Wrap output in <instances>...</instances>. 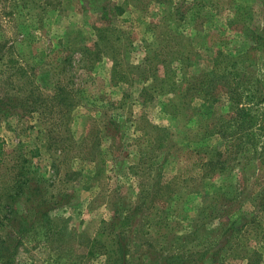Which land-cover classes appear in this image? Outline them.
Returning a JSON list of instances; mask_svg holds the SVG:
<instances>
[{"label": "rangeland", "instance_id": "374dc122", "mask_svg": "<svg viewBox=\"0 0 264 264\" xmlns=\"http://www.w3.org/2000/svg\"><path fill=\"white\" fill-rule=\"evenodd\" d=\"M190 3L0 0V264H264V0ZM214 65L254 94L225 144L187 105Z\"/></svg>", "mask_w": 264, "mask_h": 264}, {"label": "trees", "instance_id": "16d2710c", "mask_svg": "<svg viewBox=\"0 0 264 264\" xmlns=\"http://www.w3.org/2000/svg\"><path fill=\"white\" fill-rule=\"evenodd\" d=\"M235 7H239L237 9L238 13H237V20H240L239 17L242 19L243 21V29L244 30H249L250 22H253V17H252V13L248 12V5H245L243 3H239L238 1L234 2ZM202 7H203V0H191L190 3V7L189 10H191L192 14H200L202 11ZM124 12V7L122 5H119L117 3H113V2H107L105 4H103L102 10H101V17L102 19L105 20H111L113 17H116L118 15H121ZM176 14V13H175ZM184 16V18H187V10L184 12V14H182ZM182 16V17H183ZM187 20V19H186ZM150 59V57H148ZM188 60V59H187ZM217 66L214 65V67H212L211 69H208V71H206L205 73H203V76L206 77L204 79L195 81V82H190L187 79V105L188 104H192L193 101H196L197 99L200 100V103L198 105V107L196 109H198L201 112V116L200 118H202L201 120H199L200 124L198 125L199 130L202 131L203 135H204V131L206 130L207 136L204 135V137H212V135H216L217 133H219V135H221V138L225 139L224 144L227 142L226 138V134H224V131H221V122H222V117L224 116V112L223 109L227 108L226 106H224L223 103L226 102V98L224 93L228 92L229 94V101H230V108L233 109L235 111V115L233 116V121H237V125L239 126H244L245 124H247L245 127L246 129H250L252 127H256L255 124H253L252 122L250 123V119L247 120L248 118L251 117L252 113L250 111V102L251 99L254 98V94L250 95L249 90L250 86L252 87V85H249V83H245L244 82V77L247 74V70L246 68L242 67L238 69H240L235 75L238 77L239 82L237 83V88L235 89V91H239L241 89V87H244L242 89V91H247V94L243 95L242 97L238 98V94L240 93H234L233 90L228 89V87L230 85H228L230 83V81L226 80L227 77L229 75L223 74L222 72H218L217 70ZM221 68V67H220ZM226 71H228L230 74L232 71H230L229 67L225 68ZM229 69V70H228ZM217 73H219L220 75H217ZM256 74H253V83H259L261 87H263V91H264V80L262 79L261 76H255ZM214 76H220V78L222 79V81H220L219 79H214ZM148 78V77H146ZM249 81V78H247ZM228 83V84H226ZM251 82V81H250ZM219 89L220 92H219ZM164 91V90H163ZM169 91V90H168ZM260 96H262V99H264V92L260 94ZM189 97V98H188ZM197 100V101H199ZM261 100V99H260ZM247 101V104L249 105V107L247 106H241L242 102ZM232 103V105H231ZM231 116V117H232ZM221 118V119H220ZM223 125H226L224 122L222 123ZM230 130V129H227ZM252 132H254V129H251ZM227 145V144H226ZM241 146V145H240ZM249 145H247L246 147H248ZM232 147H235L234 145H227L226 147H223L224 150L230 149L232 150ZM246 147L241 146L242 150H246ZM252 150H257V146L256 144H252ZM0 152L2 153V148H0ZM190 155L195 156L198 151L195 148H191V150L189 151ZM202 160H206V162L204 163L207 167L211 164V159L210 157L208 158H201V162ZM200 160L198 162H196V166L197 164L201 163ZM205 169V168H204ZM208 174H210L208 172ZM264 207V204H263ZM127 218L124 217L123 219L119 220L118 222V227L119 228H123L126 224ZM254 262V255L252 257L249 258L248 263L247 264H252Z\"/></svg>", "mask_w": 264, "mask_h": 264}, {"label": "crops", "instance_id": "0c3cea01", "mask_svg": "<svg viewBox=\"0 0 264 264\" xmlns=\"http://www.w3.org/2000/svg\"><path fill=\"white\" fill-rule=\"evenodd\" d=\"M173 21H174V20L169 21V22H173ZM182 30H184V29H182ZM156 37H158V35H156ZM188 39L191 40L190 38H188ZM146 54H147V53H146ZM146 81H147V80H146ZM162 85H163V84H162ZM170 93H172V92H169V91H168L167 94H170ZM158 96H161V95L159 94ZM151 98H152V97H151ZM162 99H163V97H162ZM197 100H199V99H197ZM197 100H196V101H197ZM145 101H147V99H145ZM197 166H198V164H197ZM195 176H196V175H195ZM195 176L191 177V179H193V180H194V179H198V178H196ZM197 176L200 177V178H202V179L205 178V177H209V178L211 177V175H203V174H200V175H197Z\"/></svg>", "mask_w": 264, "mask_h": 264}]
</instances>
